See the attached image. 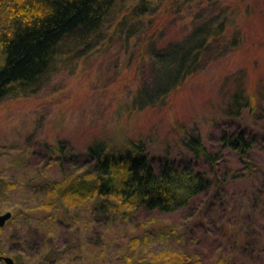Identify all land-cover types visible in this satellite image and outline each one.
I'll use <instances>...</instances> for the list:
<instances>
[{
	"label": "rangeland",
	"instance_id": "374dc122",
	"mask_svg": "<svg viewBox=\"0 0 264 264\" xmlns=\"http://www.w3.org/2000/svg\"><path fill=\"white\" fill-rule=\"evenodd\" d=\"M240 5L244 13L232 17L239 22V41L233 44L229 36L214 42L202 66L160 105L126 107L139 78L147 79L151 70L140 69L133 49L123 63L129 48L117 37L86 62L54 72L35 94L0 100V213L13 216L0 226V264H5L1 256L15 264H44L35 252L46 214L57 216L59 232L47 237L49 243L72 242L63 263L46 264H110L122 260L120 255L149 258L161 249L183 253L196 264H264V0ZM153 21L156 33L162 30L171 39L181 38L190 22L166 13ZM238 83L256 109L228 116L229 96ZM238 129L256 139L244 156L220 146L223 131ZM190 132L201 134L207 151L216 153L214 167L202 157L195 161L185 148ZM116 138L141 140L155 162L167 154L191 161L206 174L209 189L187 208L139 210L127 219L80 205L72 210L78 214L73 223L60 202L49 210L28 209L44 200V184L89 167L88 144ZM59 141L64 153L55 149ZM135 236L144 237L145 245L132 246Z\"/></svg>",
	"mask_w": 264,
	"mask_h": 264
},
{
	"label": "trees",
	"instance_id": "16d2710c",
	"mask_svg": "<svg viewBox=\"0 0 264 264\" xmlns=\"http://www.w3.org/2000/svg\"><path fill=\"white\" fill-rule=\"evenodd\" d=\"M241 1L0 0V100L35 94L54 72L86 62L117 37L129 48L123 63L133 49L140 69L147 66L151 70L147 79L139 78L126 107L133 111L160 105L202 66L214 42L229 36L233 44L239 41V22L232 17L244 13ZM165 13L182 14L190 20L181 38H166L162 30L156 33L158 25L153 19ZM245 108L254 110L256 104L238 83L229 96L226 114L239 117ZM186 136L183 144L193 159L202 157L214 167L217 155L207 151L201 134ZM219 141L220 146L244 156L256 139L238 129L223 131ZM55 149L64 153L61 141L55 143ZM85 156L86 170L44 184V200L28 209L49 210L60 202L73 223L78 214L72 210L80 205L112 219H127L139 210L171 213L187 208L210 186L206 174L191 161H176L167 154L155 162L141 140L95 139L86 146ZM39 222L46 226L35 254L44 264L51 260L63 263L72 242L63 246L47 240L59 234L57 216L46 214ZM145 241L140 236L130 239L132 246L145 245ZM120 257L122 260L110 264H196L173 249L150 253L149 258ZM14 259L20 262L21 256Z\"/></svg>",
	"mask_w": 264,
	"mask_h": 264
},
{
	"label": "water",
	"instance_id": "95a60500",
	"mask_svg": "<svg viewBox=\"0 0 264 264\" xmlns=\"http://www.w3.org/2000/svg\"><path fill=\"white\" fill-rule=\"evenodd\" d=\"M12 214L10 211H5L4 213H0V226H2L9 218H11ZM2 260L5 264H15V261L10 256H1Z\"/></svg>",
	"mask_w": 264,
	"mask_h": 264
}]
</instances>
